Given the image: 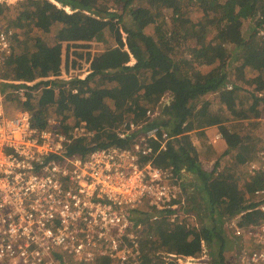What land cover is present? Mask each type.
I'll return each instance as SVG.
<instances>
[{
	"label": "trees",
	"instance_id": "1",
	"mask_svg": "<svg viewBox=\"0 0 264 264\" xmlns=\"http://www.w3.org/2000/svg\"><path fill=\"white\" fill-rule=\"evenodd\" d=\"M17 2L16 7L0 2V26L14 10L8 18L12 26L2 27L14 33L12 56L0 69L6 108L28 112L38 129L46 128L54 113L63 119V133L86 123L87 135L68 147V154L85 157L99 148L131 147V137L118 135L121 125L142 123L149 111L162 107L163 118L153 124L173 139L153 165L173 168L181 185L188 184L190 173L202 197L199 206L186 204L183 215L169 209L153 221L150 214L134 213L144 226L136 264H179L166 260L169 254L199 260L206 255L207 264H227V247L236 251L238 245L225 224L249 207L264 183L262 175L238 171L251 160L250 145L264 122V0H55L62 8L49 0ZM245 22L250 29L244 33ZM94 43H101L102 51L86 54L91 72L60 78L69 70L70 51ZM211 127L222 133L218 142L225 151L208 172L194 136ZM188 212L200 227L185 217ZM263 217L250 214L240 225ZM94 264L116 263L102 258Z\"/></svg>",
	"mask_w": 264,
	"mask_h": 264
},
{
	"label": "built area",
	"instance_id": "2",
	"mask_svg": "<svg viewBox=\"0 0 264 264\" xmlns=\"http://www.w3.org/2000/svg\"><path fill=\"white\" fill-rule=\"evenodd\" d=\"M13 36L12 29L0 28V69L12 56ZM158 115L149 111L144 122L121 125L118 135L131 137V147L99 148L82 157L68 154V147L87 135L86 123L68 134L52 121L38 129L28 112L10 113L0 89V264H94L102 258L136 264L144 227L134 213L157 221L169 209L183 215L186 205L181 175L153 165L173 139L166 128L153 124ZM222 139L217 132L213 141ZM246 168L250 176L264 179V145ZM180 196L181 202L172 204ZM248 203L226 227L238 242L237 264H264V217L240 225L250 214L264 216V183ZM169 257L180 264H202L207 258Z\"/></svg>",
	"mask_w": 264,
	"mask_h": 264
},
{
	"label": "rangeland",
	"instance_id": "3",
	"mask_svg": "<svg viewBox=\"0 0 264 264\" xmlns=\"http://www.w3.org/2000/svg\"><path fill=\"white\" fill-rule=\"evenodd\" d=\"M49 1H51L53 3L55 0H49ZM17 3H18L17 0H10L9 1V4H11L12 7H14V6L16 7ZM58 5H60L62 7L61 4H58ZM13 12H14V10L11 12L12 15L8 16L6 18V20H4L5 24H3V25H5L7 27L12 26L11 24H9V21L12 18L10 20H8V18L14 16ZM126 21H127V23H129V19H126ZM5 26H0V27H5ZM242 27H243L244 33L248 32V30L250 29V23L245 22V23H243ZM83 44L86 46L89 45V43H83ZM92 46L93 47H91L89 49H85V48L74 49L76 51L78 50V51L82 52V54H83L82 58H80L76 55H72V52H74V50H71L70 51L71 59L69 60V62H70L69 70L67 72H64L60 78L69 79L73 76L74 77L79 76L81 78H85L91 72L90 70L92 69L91 62H87L86 54H88L89 51H91L93 54H96L97 52L102 51L101 43H94ZM103 46H104V44H103ZM63 51H64L63 52V58H65L66 57V48L65 47H64ZM64 64H65V62H64ZM168 102H169V97L168 98L166 97L163 99V102H161V103L164 105ZM215 107H216V105H215ZM161 109H162V107L159 106L158 117L160 115L162 116ZM8 110L10 111V113H16L17 111H20V109L18 107H15V108L11 107ZM162 118H163V116H162ZM62 120H63L62 117L56 118L55 113L51 114V116H49V121H52L57 126H61ZM217 132H220L218 130V127H211V128H209L208 131H206V134H204L205 136L204 135L201 136V134H199L198 136H194V143L200 150L202 167L204 170H206L208 172H212L214 170V164H215L217 158L219 157L220 154H222L225 151V146L223 145V143L213 141L214 136ZM258 132H259L258 138L256 140H254L250 145L249 155H253V153L256 149H258L264 145V122H263V125L261 126V128L258 130ZM208 148L209 149L212 148L211 151L214 150L215 155H213V153ZM217 170H220V168ZM238 171H239L241 176H245L246 171H247L246 165L239 166ZM185 176L188 179V184H186V185L182 184V188L184 189L183 200H185V202L188 206H191V205L199 206L200 201H197V200L202 197V194L198 190H196L197 188H195V186H194V184H195L194 176L191 175L190 173H187ZM192 183H194V184H192ZM192 196L196 199V202L192 203V200L190 198ZM190 214H192V213H190ZM193 215L194 214H192V216ZM189 216H190L189 212L185 213L186 218ZM194 220H195V224L196 225L198 224L199 225L198 227H200V225H201L200 220L198 218H196ZM204 222L209 223L210 219L207 218L204 220ZM225 229L227 230V232H229V234L232 237L233 236L232 231L230 228L228 229L226 227V224H225ZM166 260H172V259H170V257H167Z\"/></svg>",
	"mask_w": 264,
	"mask_h": 264
},
{
	"label": "crops",
	"instance_id": "4",
	"mask_svg": "<svg viewBox=\"0 0 264 264\" xmlns=\"http://www.w3.org/2000/svg\"><path fill=\"white\" fill-rule=\"evenodd\" d=\"M236 245H238V242L236 243ZM169 255H173V254H169ZM169 255H167V256H169ZM177 256H179V255H177ZM226 257H227V264H237V256H236V251L234 252V248H231L230 246L227 247V249H226ZM172 259L174 261H176V262L178 261L175 258H172ZM207 260L208 259L205 258V261L202 262V264L203 263L207 264V262H208ZM178 263L180 264V262H178Z\"/></svg>",
	"mask_w": 264,
	"mask_h": 264
},
{
	"label": "clouds",
	"instance_id": "5",
	"mask_svg": "<svg viewBox=\"0 0 264 264\" xmlns=\"http://www.w3.org/2000/svg\"><path fill=\"white\" fill-rule=\"evenodd\" d=\"M54 2H55V1H54ZM54 2H53V3H54ZM54 4H55V3H54ZM59 4H60V3H59Z\"/></svg>",
	"mask_w": 264,
	"mask_h": 264
}]
</instances>
